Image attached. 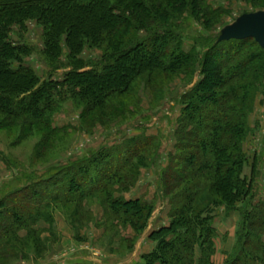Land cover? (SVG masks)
<instances>
[{
	"label": "trees",
	"instance_id": "obj_1",
	"mask_svg": "<svg viewBox=\"0 0 264 264\" xmlns=\"http://www.w3.org/2000/svg\"><path fill=\"white\" fill-rule=\"evenodd\" d=\"M240 1L264 11V0ZM94 10L105 15L83 29L65 16ZM228 15L208 0H0V133L10 136L11 148L36 139L28 169L0 150V162L14 174L0 188V263L43 256L49 240L41 235H57L55 213L71 227L81 214L93 221L85 208L94 201L102 208L105 232L128 245L121 257L126 262L161 201L169 207L167 225L150 229L146 238L153 249L128 264H215L219 210L240 214L234 246L222 264H264V151L244 175L248 119L264 91V51L253 39L216 44L212 30ZM29 23L42 28L39 52L23 38ZM194 25L205 34L192 38ZM85 51L101 56L85 60ZM35 54L44 78L23 62ZM57 71L61 79L54 78ZM177 77L190 88L178 100L166 166L156 164L162 135L148 136L142 127L111 144L106 134L94 148L55 166L33 167L47 165L53 146L73 133L70 125L54 124L68 102L81 111V123L105 125L112 113L126 116L116 101L142 85ZM150 168L156 169L152 200L126 199L141 171ZM125 230L133 236H122Z\"/></svg>",
	"mask_w": 264,
	"mask_h": 264
},
{
	"label": "rangeland",
	"instance_id": "obj_2",
	"mask_svg": "<svg viewBox=\"0 0 264 264\" xmlns=\"http://www.w3.org/2000/svg\"><path fill=\"white\" fill-rule=\"evenodd\" d=\"M208 2L214 8L223 7L230 12V15L223 17L221 22L212 30L211 35L216 37V41L220 37L221 32L225 28L235 24L242 15L259 11L253 9L249 3L240 0H233L231 2L225 0H208ZM259 5L262 6L264 3ZM102 15H105L102 10H94L86 13L84 16L79 15L78 17L73 13H70V15L69 12L68 14L65 13L66 18L69 16L68 20L70 19L79 29L91 25L94 20H97ZM191 30L192 38L198 36V33L205 34L197 25L192 26ZM11 38L14 42H18L19 40L15 33H12ZM23 38L29 45L35 48V52L43 49L42 28L36 24H28L27 32L23 35ZM187 46L186 48H188ZM100 56L101 53L98 51H85L82 58L88 60L96 59ZM38 57L39 55L35 54V56L33 55L24 59L23 62L25 65L33 68L39 77L44 78L46 69L41 66V61H39ZM13 66L17 67L16 64ZM61 74L62 71L55 72L54 78L61 79ZM183 82V77H177L166 82L158 79L155 84L149 87L140 86L136 92L128 94L125 98L120 99V101H116L118 107L126 111V116L122 114L123 117H117V113H112L109 115L111 121L105 125H102V123L91 124L89 120L81 123V111L74 109L71 103L68 102L65 108L54 117V124L57 127L70 125L73 128V133L62 140L65 144L53 146L54 153L46 157L45 160L47 165L35 162L33 167L38 170H44L50 166H55L60 161L72 158L94 148L101 143L102 137L106 134L111 144L118 141V138L120 140V135L122 134L128 138L138 135L142 127L146 128V135L148 136L162 135L164 149L158 157L156 164L160 167L166 166L167 154L172 151V133L175 128V120L180 115L181 107L178 104V100L190 88L185 87ZM133 112L137 115L135 118H133ZM147 115L150 116V119H147L149 117ZM96 117L98 118V115ZM248 123L251 132L244 144V151L248 158V166L244 169V175L247 177L250 175V166L253 159L264 151V91L257 96L254 110L248 119ZM82 124L85 130H89L91 134L81 131ZM117 136L119 137L115 138ZM11 140L9 135L0 133V150L6 152L12 160H15L17 165L20 166L19 169L21 166L28 169L36 139H29L19 146L12 148L9 147ZM53 159H57V161L55 162ZM155 170V168L142 170L137 185L130 193L125 194V198L137 196L147 199L152 198L156 193ZM259 170L261 172L259 180L263 186L261 198L264 200V170ZM13 175L0 162V188L3 184L9 182L13 178ZM168 209L169 207L166 202H158L156 210L149 221V226L142 236L149 231L150 224L153 223L155 217H157V226H161L162 223L163 225L167 224ZM85 210L91 212L94 217L93 221H91L92 218L88 219V217L81 214L80 217L72 220L73 222L77 221L73 227L66 222L64 216L56 212L55 231L57 235L53 239L46 232L41 235L43 239L47 238L49 240L47 244L48 249L45 254L41 257L31 255L29 261L23 262L21 260L19 264H128L131 260L138 258L140 254L147 251L141 236V240L139 239L136 242L134 250L129 256L130 258L128 257L129 259L126 262H121V257L128 254V245L121 243L119 238L114 236V232H105L104 225H101L103 222V213L99 203L94 201L93 206H87ZM239 219L240 214L238 212L230 215H226L222 210L216 212L215 227L219 231L218 240H216L217 253L223 251L230 236L233 239L232 247L234 246ZM39 228H47V226L41 224ZM122 236L131 237L133 233L131 230H125L122 232ZM224 238L225 241L223 242L222 239ZM230 252H226V254ZM15 262L17 260L14 262L5 261L3 264H14Z\"/></svg>",
	"mask_w": 264,
	"mask_h": 264
},
{
	"label": "water",
	"instance_id": "obj_3",
	"mask_svg": "<svg viewBox=\"0 0 264 264\" xmlns=\"http://www.w3.org/2000/svg\"><path fill=\"white\" fill-rule=\"evenodd\" d=\"M245 39H253L264 51V11L242 15L235 24L221 32L216 44Z\"/></svg>",
	"mask_w": 264,
	"mask_h": 264
},
{
	"label": "crops",
	"instance_id": "obj_4",
	"mask_svg": "<svg viewBox=\"0 0 264 264\" xmlns=\"http://www.w3.org/2000/svg\"><path fill=\"white\" fill-rule=\"evenodd\" d=\"M140 198H142V199H144V200H147V201H151L152 200V198H150V199H147V198H145V197H141V196H137V197H131V198H126V199H140ZM157 217H155V219H154V221H153V223L152 224H150V229H154V230H157V229H159L160 227H162V226H166L167 224H164L163 225V223H162V225L160 226H157ZM149 229V230H150ZM216 231H217V235H218V233H219V231H218V229H216ZM226 233V232H225ZM147 232H146V234L144 235V236H142L141 237V239L143 238V242H144V244H145V248H147V251L146 252H144L143 254H147V253H149L152 249H153V247H154V244L152 243V242H150V241H148L147 240ZM140 239V240H141ZM145 240V241H144ZM217 240H218V237H217ZM222 241L224 242L225 241V238L224 239H222ZM232 245H233V239H231V236H230V239L228 240V243H226L225 244V246H224V248H223V251L222 252H216V255L213 257V262L215 263V264H222L223 262H224V260H225V258H226V252H230V250H231V247H232ZM216 247H217V245H216ZM222 253V254H221ZM225 253V254H224ZM223 256H224V258H223Z\"/></svg>",
	"mask_w": 264,
	"mask_h": 264
}]
</instances>
